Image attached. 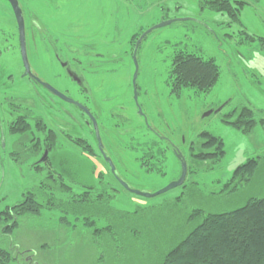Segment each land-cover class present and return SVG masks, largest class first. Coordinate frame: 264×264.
Here are the masks:
<instances>
[{"label":"rangeland","instance_id":"374dc122","mask_svg":"<svg viewBox=\"0 0 264 264\" xmlns=\"http://www.w3.org/2000/svg\"><path fill=\"white\" fill-rule=\"evenodd\" d=\"M201 1L77 0L75 8L73 0H31L30 5L41 14L40 22L59 38L50 40L51 45L46 47L39 39H29L27 53L33 73L84 101L85 96L78 94L76 83L56 55L71 60L66 51L69 45L78 48L81 54V49L88 46L87 49L95 50L93 53H103L110 65L108 70L83 73L91 87L92 107L98 112L100 106L105 108L98 119L105 126V148L116 164L118 178L113 181L102 156L99 155L100 159L89 156L63 134L57 140L58 147L50 153L51 165L43 163L39 170L33 165L41 156L33 155L30 147L15 152L18 135H7V144L1 145L10 112L21 102L30 107V116L61 124L74 138L88 140L91 136L86 127L69 124L58 111L65 105L78 116L69 103L61 104L58 100L52 104L53 109L44 104L42 97L47 100L49 96L42 87L35 88L23 77V58L17 48L14 53L0 55V208L15 204L28 191L36 190L48 172L53 171L57 179L62 174L75 192L88 186L109 190L114 195L112 207L136 212V218L128 224L115 222L117 243L111 244L107 236H95L85 226L62 224L63 213L46 211L41 220L22 224L13 235L6 236L0 230V247H10L14 253L15 259L10 258L9 264H97L100 255L107 264H157L170 242L165 239V232L176 228L179 233L174 241L189 231L190 214L195 210L224 212L250 198L264 197V162L240 191L215 195L226 186L239 165L264 155V128L259 122L264 119V39L246 40L238 26H227L233 22L227 12L202 8ZM1 2L5 4V0H0V5ZM49 6L51 11L45 9ZM3 16L1 11L0 19ZM169 19L176 21L150 32L137 51L140 111L134 98L132 53L145 31ZM240 19L251 33L264 38V0L245 7ZM71 38L77 39L72 42ZM178 51L215 60L220 77L209 92L195 88H185L180 95L172 92L170 74ZM99 61L88 58L85 63L96 65ZM103 97L108 100L103 101ZM221 106L218 113L207 115ZM243 106L250 107L258 121L251 134L223 120L225 115ZM110 109L123 116L122 120L112 119L108 114ZM148 127L153 131H149L150 136L156 139L155 154L158 151L153 170H148L139 158L143 155L140 146ZM204 131L223 139L225 154L221 159L199 158L210 147L204 145L201 136ZM133 139L139 140L138 144L132 143L136 142ZM177 151L188 164L182 186L155 197H143L116 183L123 181L148 193L159 191L181 176ZM103 221L98 227L103 226Z\"/></svg>","mask_w":264,"mask_h":264},{"label":"trees","instance_id":"16d2710c","mask_svg":"<svg viewBox=\"0 0 264 264\" xmlns=\"http://www.w3.org/2000/svg\"><path fill=\"white\" fill-rule=\"evenodd\" d=\"M260 1L202 0L201 6L214 11L227 12L233 21L227 26H238L244 38L254 42L264 38L251 33L243 25L240 14L245 7ZM219 77L220 68L213 58H205L187 51L175 53L170 74L173 93L180 95L185 88L209 92ZM22 104L24 103H18L15 111L25 113V115L19 116L18 121L14 123L15 127L8 126V129L13 135L19 136L21 143L24 145L29 143L33 155L39 156L41 147L38 146L37 133L41 130L43 122L30 118V107ZM253 112L250 107L243 106L225 115L223 120L244 133L251 134L258 123L253 117ZM259 122L264 128V119ZM61 131L65 132L62 129ZM24 133L31 136H23ZM201 136L204 145L210 147L204 153H200L199 158L221 159L225 154L223 139L209 131L202 132ZM54 137L52 131L46 134L49 141ZM56 140L49 144L53 149L58 147ZM73 143L89 156H98L94 154L91 144L85 138H76ZM159 153L162 151L160 150ZM156 154L152 159H155ZM152 159L151 164L147 160L148 170L155 169L157 159L155 161ZM261 162H264V155L252 157L239 165L225 184L226 186L215 195L233 194L240 191L243 185L248 184L255 176ZM113 163L116 167L114 160ZM33 168L39 170L42 167L33 166ZM109 168L112 169L110 165ZM116 183L121 184L118 181ZM113 197L114 195L110 194L109 190H97L93 186L84 187L81 192H75L72 185L64 181L62 174L57 179L54 172L50 171L36 190L28 191L17 203L0 208V230L6 236L13 235L22 224L29 225L41 220L44 212L59 211L63 213L60 217L62 224L85 226L95 236H107L110 239L108 242L115 244L117 243V234L114 231L115 222L128 224L136 218V212L115 209L111 205ZM102 220H104L103 226L98 227ZM189 220L192 221V228L178 239L173 241L179 233L176 228L165 232L167 233L165 239L170 242L168 247H164L166 249L157 264H264V197L250 198L243 205L224 212L195 210L190 214ZM194 220H197L195 225ZM10 258L15 259L10 247H0V264H9ZM104 261L101 255L97 258V264H107Z\"/></svg>","mask_w":264,"mask_h":264},{"label":"flooded vegetation","instance_id":"af4514ba","mask_svg":"<svg viewBox=\"0 0 264 264\" xmlns=\"http://www.w3.org/2000/svg\"><path fill=\"white\" fill-rule=\"evenodd\" d=\"M73 1L75 2V4H73V6L75 5V8H76L77 0H73ZM38 2H39V0H38ZM18 3H19V7L21 8V12H22V15L24 18L25 40H26L27 51H28L29 39H33V40L39 39L41 41V44L43 45V47H46L47 44L51 45L50 40H55V39L58 40L59 39L57 37L56 32L52 31L47 25L40 22L41 18H42L41 14H39L34 9V7H32L30 5L31 0H18ZM51 7L52 6H49V7H46L45 9H48L49 11H51ZM1 11L4 14V16H3V19H0V55L14 53L17 51L16 50L17 48H18V50L21 51L20 27H19V23H18V19H17L15 9H14L13 4L11 3L10 0H5V4L1 2L0 12ZM71 39L73 42V39H77V38H71ZM135 46H136V44H135ZM87 48H88V46H86V47L84 46L81 49V50H83V53L81 54L78 48L74 47L73 45H69L68 50H66V51H68L67 54L70 55L71 60L67 59V58L63 59V57L60 56L59 54H57L55 58L57 59V61L59 62L60 65L63 64V67L68 71V73L72 74V76L70 75V77L76 83L78 94L85 96V100L83 101L82 99H80V97L78 95L76 98H73L68 93L62 92V91L61 92L64 93L65 95H67L68 97L74 99L75 101L79 102L81 105H83L85 108H87L88 111L93 115V117L95 118V120L97 122V128H98L99 136H100V139L102 142L101 145L99 144V140H98V136H97V132H96L93 120L84 109H82L80 106H78L74 103H70V102H67V101L61 99L59 96H57L55 93H53L47 87V84L53 86L54 88H56V87L54 85H52L48 79H44L42 77H39L37 74L33 73L32 70H31V72H32L33 76L28 74V75L23 76V77L26 80L28 79V81L31 82L32 84H34L35 88L40 86L47 92L46 94H48V96H49L48 99L45 100V98L42 97V100H43L44 104L48 105L51 109H53V107H54L52 104L58 102V100L60 101L61 104H63V101H64V102L69 103L72 107H74V109L78 113V116L74 115L72 110H70V108L65 106V105L60 106L58 111H61L65 115L67 122L69 121L68 122L69 124L73 123V125H75V126L77 125V128L86 127V129L91 133V136L88 139V141L93 148L94 154L98 155V156H94V157H97L100 159L99 155L102 156L101 158L107 163V166L109 168L110 164H109L108 159H111L112 162H113V159L109 156L107 149L105 148V145H106L105 144L106 136H104V135H106L105 126L101 125V123L99 122V119H98L100 117L98 114L100 112H102L103 109H105V108L103 106L98 105V106H100L99 107L100 110L98 112L97 109L94 110V108L91 105L92 103L89 102V99L92 98V93H91L92 91H91V87L88 84L89 81L86 78L83 71L89 70L92 72H94V71L97 72V71H101V70H108V69H110V65L108 63H106L107 61L105 60L103 53H101V52L93 53L95 51L94 49L91 50V49H87ZM138 49H139V47H138ZM134 50H135V48H134ZM132 57L134 58V51L132 53ZM88 58H95L96 60H100L101 62L99 61L100 63L96 64V65H93L92 63H88V62L85 63V60ZM92 65L95 66L96 69H94ZM73 66H76V68H78V69L73 68ZM24 72H25V66H24ZM37 78H39V79H37ZM134 98H135V96H134ZM102 100L106 101V100H108V98L103 97ZM104 104L106 105V103H104ZM137 105H138V109H140V111H142L139 102ZM93 106H94V104H93ZM108 114L110 117H112V119L116 118V119H119L120 121L122 120L120 117H123V116L119 115L118 112H115L111 109H110V111H108ZM10 115H11V118L8 122V126L9 127L10 126L15 127L14 123L16 122V120L18 121V119H19L18 117L19 116L23 117L25 115V113L16 112L14 110V111L10 112ZM30 118L35 119L32 116H30ZM36 119H39L43 122L42 127H40L41 130H39V132L37 133L38 146L41 147V154L39 155V157L41 156V158H42V156L44 155L46 150H48V156L44 162L37 163L38 162L37 161L33 166H41V164H43V163L48 165L51 163L50 153L56 149V148L55 149L51 148L49 146V144H51L56 139L58 140L61 134H63L71 142L76 140V138H74L71 134H69L67 131V128L63 127L61 124H52L51 120L47 121L44 118H36ZM8 126L6 128V131L4 130V132L2 134L3 140L1 142V145L3 144V146H5L7 144L8 136L13 135L11 132H9ZM116 126H119V125H117V123H116L115 127ZM61 129L65 132L62 133ZM143 130H145V129H143ZM51 131L53 132L55 137H54V139L49 141L46 138V134H48ZM149 131L153 132L152 129L150 127H148V129L146 130L147 135H145V134L143 135V142H141L142 146H140V148L143 150V155L139 158L141 160V164H144V165H147V163H148L147 160H149V164H151V159L154 158V156H155L154 153H155V146H156L155 140L156 139L154 137L150 136ZM122 135H124V134H122ZM23 136H31V135H29L28 133H24ZM133 140H135V139H133ZM135 141L136 142H132V143L138 144L139 140H135ZM14 143H16V146H17V150L15 152H22V151L29 149V147H30V145L25 146L24 143H21L19 138ZM32 154H33V152H32ZM109 174L111 175L113 180H115V177L118 178L116 175L115 169L110 170V168H109ZM120 183H121V181H120Z\"/></svg>","mask_w":264,"mask_h":264},{"label":"water","instance_id":"95a60500","mask_svg":"<svg viewBox=\"0 0 264 264\" xmlns=\"http://www.w3.org/2000/svg\"><path fill=\"white\" fill-rule=\"evenodd\" d=\"M11 3L13 4V7L15 9V12H16V15H17V19H18V23H19V27H20V35H21V53H22V58H23V63H24V66H25V72H24V76L30 74L33 76L32 72H31V67H30V64H29V60H28V53H27V46H26V40H25V24H24V18H23V15H22V12H21V8L19 7V3H18V0H10ZM174 21H176L175 19H169V20H164L156 25H154L153 27L149 28L147 31H145L140 37L139 39L137 40V43H136V46H135V50H134V63H135V72H134V76H133V86H134V96H135V101L137 102L138 104V93H137V77H138V70H139V65H138V61H137V58H136V54H137V50H138V47L140 45V43L142 42V40L150 33L152 32L153 30L157 29V28H161V27H164V26H167V25H170L172 24ZM71 76L72 74L69 73ZM39 79V78H37ZM47 87L53 92L55 93L57 96H59L61 99L67 101V102H70V103H74L78 106H80L82 109H84L88 114L89 116L92 118L93 120V123H94V126H95V129H96V132H97V136H98V140H99V144L101 145L102 142H101V139H100V136H99V131H98V128H97V122L95 120V118L93 117V115L88 111L87 108H85L83 105H81L79 102L75 101L74 99L68 97L67 95H65L64 93H62L61 91H59L58 89L54 88L53 86L47 84ZM224 106V105H223ZM223 106H221L220 108L218 109H215V110H211L207 113L208 114H211L213 112L215 113H218L222 108ZM180 161H181V165H182V173H181V176L179 177V179L169 183L167 186H165L164 188L160 189L159 191L155 192V193H148V192H143V191H140V190H137V189H133L129 186V184H127L126 182H123L121 181V184L128 190L130 191L131 193H134L136 195H139V196H143V197H155V196H158L160 194H163L165 192H168L169 190L173 189V188H176V187H179V186H182L186 180V177H187V173H188V164H187V160L186 158L184 157V155L181 153V152H176ZM48 156V150L45 151L44 155L42 156L41 159L38 160L37 163H42L45 161V159L47 158ZM109 161V164L112 168V170L115 169V166L112 162L111 159H108Z\"/></svg>","mask_w":264,"mask_h":264}]
</instances>
